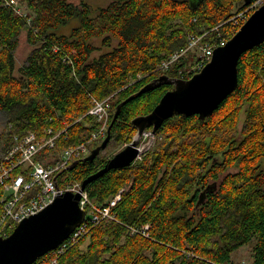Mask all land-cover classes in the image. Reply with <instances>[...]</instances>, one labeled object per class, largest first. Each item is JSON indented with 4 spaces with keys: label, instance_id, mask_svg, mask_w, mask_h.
Here are the masks:
<instances>
[{
    "label": "trees",
    "instance_id": "1",
    "mask_svg": "<svg viewBox=\"0 0 264 264\" xmlns=\"http://www.w3.org/2000/svg\"><path fill=\"white\" fill-rule=\"evenodd\" d=\"M8 1L0 0V118L9 125L0 162L14 136L65 130L34 160L49 164L97 130L86 115L91 97L110 98L109 125L125 102L110 141L130 144L131 121L149 114L172 87L138 92L162 75L189 71L199 49L166 73L159 65L184 49L188 36L200 37L202 45L229 40L228 20L255 0H109L95 9L85 0H18L24 16ZM22 34L29 50L21 61ZM237 79L210 117H171L145 155L86 186L96 206L121 192L115 220L91 228L60 264H233L243 247L250 249V264H264V41L241 55ZM107 160L78 161L57 175L59 188L81 184ZM145 225L148 238L131 234Z\"/></svg>",
    "mask_w": 264,
    "mask_h": 264
},
{
    "label": "water",
    "instance_id": "2",
    "mask_svg": "<svg viewBox=\"0 0 264 264\" xmlns=\"http://www.w3.org/2000/svg\"><path fill=\"white\" fill-rule=\"evenodd\" d=\"M264 41V4L250 14L246 22L222 47L215 48L211 60L188 80L162 75L146 84L138 95L159 86L169 85L152 111L131 121L136 134L130 144L109 158L95 174L83 180L80 191L105 173L130 167L145 155L155 143V134L163 122L175 115L210 117L220 104L237 88V65L242 54ZM122 102L116 107L112 123L116 120ZM112 123L102 142L80 160H94L110 141ZM151 129L153 136L141 143L143 134ZM73 162L69 169L76 166ZM80 193L70 191L58 195L40 213L20 222L7 238H0V264H33L38 258L57 248L83 222L84 212L79 207Z\"/></svg>",
    "mask_w": 264,
    "mask_h": 264
},
{
    "label": "built area",
    "instance_id": "3",
    "mask_svg": "<svg viewBox=\"0 0 264 264\" xmlns=\"http://www.w3.org/2000/svg\"><path fill=\"white\" fill-rule=\"evenodd\" d=\"M8 5L19 16H24L26 9L18 0H9ZM264 4V0H255L248 8L234 15L228 21L231 22L234 34L246 22L251 13ZM233 34V35H234ZM201 38L188 36L187 46L176 51L165 59L158 67L160 73L168 72L169 68L187 51L197 48L200 55L192 68L187 71H179L178 78L188 80L194 74L200 72L211 60L215 48L226 44L225 38L217 41L200 44ZM141 76H139L140 78ZM109 97L98 100L91 97L90 109L86 115L92 116L99 125L90 137L83 143L62 149L51 159V163L35 162V158L44 150L53 149L60 136L65 131L54 134L52 129L43 133L42 138H37L33 132H27L20 136H14L10 147L0 162V238H7L14 228L23 220L43 211L54 199L67 191L80 193L79 207L84 212L83 222L65 239L57 248L38 258L33 264H60V257L71 247L75 246L91 228L104 220H115L113 209L120 200L121 192H118L107 205L96 206L89 199L85 191H80L81 184L67 185L63 189L57 184V175L68 169L75 161L87 157L97 143L106 136L110 117ZM153 136L151 132H145L142 142H146ZM24 171L26 174L17 172ZM149 226L131 228V234H138L148 238Z\"/></svg>",
    "mask_w": 264,
    "mask_h": 264
},
{
    "label": "rangeland",
    "instance_id": "4",
    "mask_svg": "<svg viewBox=\"0 0 264 264\" xmlns=\"http://www.w3.org/2000/svg\"><path fill=\"white\" fill-rule=\"evenodd\" d=\"M108 2L109 0H85V3L91 9H95L98 7H104L105 5H107ZM74 25H75L74 22L71 23L67 28L64 29V31L68 32L69 29ZM28 50H29V47L26 42V36L25 34H22L20 37V44L17 50V55L21 61L27 55ZM8 132H9V125H5L0 118V136H1L0 144H4L6 142L7 140L6 134ZM124 147L125 146L123 145L116 144L114 141H110L107 147L105 148V150H103L98 156H100L101 158L109 159L113 155L121 151ZM4 148H5L4 145L0 146V155L4 153ZM232 259H233L232 261L233 264H250V249L247 247H243L239 249L232 255Z\"/></svg>",
    "mask_w": 264,
    "mask_h": 264
},
{
    "label": "bare ground",
    "instance_id": "5",
    "mask_svg": "<svg viewBox=\"0 0 264 264\" xmlns=\"http://www.w3.org/2000/svg\"><path fill=\"white\" fill-rule=\"evenodd\" d=\"M184 48H185V47H184ZM187 52H189V51H187ZM185 55H186V54H185ZM185 55H183V57H184ZM180 58H181V57H180ZM179 60H180V59H179ZM176 62H177V61H176ZM173 64H174V63H173ZM173 64H172V65H173ZM160 87H161V86H160ZM225 99H226V98H225ZM109 117H110V110H109ZM198 119H199V118H198ZM64 131H65V130H64ZM58 133H59V132H58ZM62 135H63V134H62ZM52 158H53V157H52ZM35 159H36V158H35ZM49 160H50V159H49ZM72 169H73V168H72ZM72 169H71V170H72ZM65 171H66V170H65ZM18 172H19V170H18ZM20 173H21V172H20ZM58 175H59V174H58ZM58 177H59V176H58ZM58 177H57V178H58ZM57 182H58V181H57ZM117 194H118V193H117ZM120 199H121V198H120ZM118 202H120V200H119ZM102 206H103V205H102ZM138 228H139V227H138ZM148 231H149V229H148ZM87 234H88V233H87ZM140 236H141V235H140ZM84 237H85V236H84ZM59 262H60V261H59Z\"/></svg>",
    "mask_w": 264,
    "mask_h": 264
}]
</instances>
